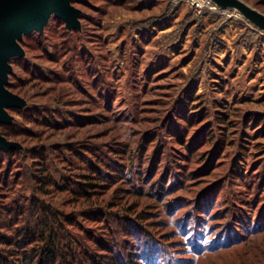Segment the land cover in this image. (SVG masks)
Returning <instances> with one entry per match:
<instances>
[{
  "label": "rangeland",
  "instance_id": "obj_1",
  "mask_svg": "<svg viewBox=\"0 0 264 264\" xmlns=\"http://www.w3.org/2000/svg\"><path fill=\"white\" fill-rule=\"evenodd\" d=\"M69 5L6 57L0 264L35 245L33 202L87 247L77 264H264V31L190 0Z\"/></svg>",
  "mask_w": 264,
  "mask_h": 264
},
{
  "label": "water",
  "instance_id": "obj_2",
  "mask_svg": "<svg viewBox=\"0 0 264 264\" xmlns=\"http://www.w3.org/2000/svg\"><path fill=\"white\" fill-rule=\"evenodd\" d=\"M220 8H234L255 27L264 31V13L252 8L242 0H211ZM55 12L67 23H74L76 12L69 0H0V115L1 106L16 103V97L3 84L7 70L6 57L18 50L15 38L21 31L31 27L41 29L47 18ZM22 108L23 103H18ZM18 147L0 135V149Z\"/></svg>",
  "mask_w": 264,
  "mask_h": 264
},
{
  "label": "trees",
  "instance_id": "obj_3",
  "mask_svg": "<svg viewBox=\"0 0 264 264\" xmlns=\"http://www.w3.org/2000/svg\"><path fill=\"white\" fill-rule=\"evenodd\" d=\"M6 135V133H5ZM10 150H17L15 147L10 148ZM8 152V149L0 150V153H3V155ZM42 164H44V160H41ZM99 163V160H97ZM100 164V163H99ZM41 170V175L37 176L36 173H34L33 177H31L35 182L36 186L38 185V181H48V175H47V168L43 167ZM98 173H91V174H84L81 181H79V185H83L86 188L92 187L95 183L92 180H97L102 178V175ZM41 188V187H39ZM41 191H43L41 189ZM34 210L40 211V223L39 228L40 232L38 231L37 235L34 236L33 239L29 241V244L32 242H35V245L31 248H26L23 252L25 254L23 258V262L21 264H35V262L40 260L48 261V264H57L60 261L62 264H77L78 259L83 260V258L87 259V263L91 262L90 258L85 256L86 254L89 255L90 252H88L87 247L85 245H78L77 248L72 247L70 249L69 245L62 244L60 241V236H62V230H65V224L61 219V214L59 213H49L47 212L46 206L40 207V204L38 203H32L31 206ZM52 214V215H51ZM7 238H5L3 241L6 242ZM4 242V243H5ZM71 242H75L74 240H71ZM28 244V243H27ZM81 246L83 248L81 249ZM86 250V251H84ZM143 252V251H142ZM142 253L141 255H143ZM143 258H146V256ZM104 261V260H103ZM129 260L120 258L115 255V258L113 261H111L110 264H128ZM132 264H139L132 261ZM158 264V263H157Z\"/></svg>",
  "mask_w": 264,
  "mask_h": 264
},
{
  "label": "built area",
  "instance_id": "obj_4",
  "mask_svg": "<svg viewBox=\"0 0 264 264\" xmlns=\"http://www.w3.org/2000/svg\"><path fill=\"white\" fill-rule=\"evenodd\" d=\"M172 1L176 3L179 2L180 0H172ZM190 3L193 9L197 10L198 12H201V10L205 7L211 10H216L220 8L211 0H190Z\"/></svg>",
  "mask_w": 264,
  "mask_h": 264
}]
</instances>
